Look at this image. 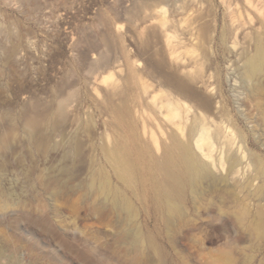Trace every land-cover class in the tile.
<instances>
[{
	"label": "rangeland",
	"instance_id": "374dc122",
	"mask_svg": "<svg viewBox=\"0 0 264 264\" xmlns=\"http://www.w3.org/2000/svg\"><path fill=\"white\" fill-rule=\"evenodd\" d=\"M262 32L264 0H0V195L21 204L14 215L0 216L2 263L17 254L22 264H45V232H84L76 247L110 254L98 239L120 232V219L110 212L94 215L85 185L101 165L112 174L103 150L118 133L114 102L128 99L146 141L152 133L166 141L172 124L160 113L161 91L191 109V122L203 113V94L221 90L243 120V59ZM59 190L53 218L52 193ZM71 204L79 211L72 212ZM196 223V232L212 239L203 260L189 239L170 243L160 236L168 264H178L176 258L181 264H229L230 256L232 264H264L257 233L240 232L242 245L230 250L218 221L203 223L202 217ZM149 228L166 232L155 222ZM51 254L52 264H77L66 248ZM118 258L115 264H130Z\"/></svg>",
	"mask_w": 264,
	"mask_h": 264
},
{
	"label": "bare ground",
	"instance_id": "6f19581e",
	"mask_svg": "<svg viewBox=\"0 0 264 264\" xmlns=\"http://www.w3.org/2000/svg\"><path fill=\"white\" fill-rule=\"evenodd\" d=\"M258 38L253 41V53L244 55L243 59V91L238 101L245 123L228 107L221 90L203 94V113L198 111L191 122L187 115L191 109H186L173 93L164 95L160 90V113L173 125L166 141L154 133L152 141H146L131 118L128 99H122L119 105L115 103L118 101L114 102L116 106L111 114H115L112 118L118 133L112 146L106 145L103 150L112 174L101 165L90 174L85 187L90 211L94 215L103 216L106 212L116 215L121 231L104 232L106 240L98 239L110 249V254L96 247L87 250L76 247L73 242L84 232H45L48 239L43 245L45 264H52L51 253L59 256L62 248L69 251L77 264H100L97 261L112 264L117 255L130 264H168V253L160 236L170 243L189 239L203 260L206 241L212 239L196 232L199 229L196 222L202 217L203 223L211 219L218 221L220 231L228 232L224 245L230 250L242 245L238 239L240 232L257 233L264 242V36ZM161 64L160 60L159 68ZM181 82L185 86L189 84L184 79ZM41 185L49 193V184L41 182ZM61 191L52 193L53 218L59 210ZM83 195L79 194L78 200ZM20 205L12 196L0 195V216L14 215ZM76 205L71 204L69 209L78 212ZM152 222L162 224L166 232L159 228L157 232L152 231L149 228ZM184 229L190 232H182ZM27 236L31 240L32 232H27ZM3 254L0 248V264H3ZM16 255L9 257L10 264H22ZM234 260L232 256L227 258L229 264ZM218 261L215 259L216 264ZM120 262L117 264H125Z\"/></svg>",
	"mask_w": 264,
	"mask_h": 264
}]
</instances>
